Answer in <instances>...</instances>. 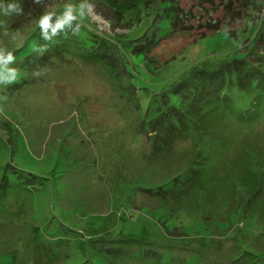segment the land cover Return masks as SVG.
Here are the masks:
<instances>
[{
  "label": "rangeland",
  "instance_id": "rangeland-1",
  "mask_svg": "<svg viewBox=\"0 0 264 264\" xmlns=\"http://www.w3.org/2000/svg\"><path fill=\"white\" fill-rule=\"evenodd\" d=\"M70 1L20 0V15L0 16V47H21L47 7ZM123 1L88 0L85 19L117 42L157 11L166 34L123 54L156 90L249 52L264 17V0ZM34 67L0 86V264H264V116L216 114L164 136L142 122L148 96L120 92L119 54Z\"/></svg>",
  "mask_w": 264,
  "mask_h": 264
},
{
  "label": "trees",
  "instance_id": "trees-1",
  "mask_svg": "<svg viewBox=\"0 0 264 264\" xmlns=\"http://www.w3.org/2000/svg\"><path fill=\"white\" fill-rule=\"evenodd\" d=\"M129 3V8L133 9L140 0ZM161 3L158 2L154 8L159 10ZM54 10L59 14L63 7ZM157 15L156 11L150 16L140 33L131 34L122 40L117 38V42L94 28L85 18L77 33H73V29L77 27V22L73 21L71 25L58 29L55 34L49 28L48 39L35 27L36 21L24 45L8 50L13 51L16 57L13 66L19 71H29L31 67L42 64L43 60L67 52L81 59L102 63L111 62L119 54L126 69L119 87L120 92L129 99L136 97L143 100L144 96H148V105L141 115L142 122L145 127L152 126L164 136L185 131L191 134V129L199 126L202 120L216 114L230 115L232 122L237 121L242 125L260 121L264 116V17L260 19L256 40L247 45L250 46L249 52L204 61L179 80L156 90L155 87L147 88L140 82V76L126 64L123 54L127 46L145 53L166 34L167 27L161 24ZM208 24L215 25L210 20ZM128 60L132 63L131 59ZM180 129L182 131H178ZM201 130L204 129L200 128L199 131ZM173 131L176 133L172 134Z\"/></svg>",
  "mask_w": 264,
  "mask_h": 264
},
{
  "label": "clouds",
  "instance_id": "clouds-1",
  "mask_svg": "<svg viewBox=\"0 0 264 264\" xmlns=\"http://www.w3.org/2000/svg\"><path fill=\"white\" fill-rule=\"evenodd\" d=\"M39 2V0H35ZM93 4L88 0H80L79 3L68 2L63 6V10L59 14L55 11H47L43 13L37 20L35 27H38L41 35L45 39L49 38L48 29L51 28L53 34L58 29H63L64 25H71L73 21L77 22V27L73 29V33H77L81 27V21L93 11ZM23 12L20 0H0V16L12 17L20 15ZM53 17H56L53 20ZM0 29H3V35L8 36L9 32L4 22L0 20ZM17 34L12 33L11 39L15 40ZM16 57L12 50L0 47V86L10 85L19 78L17 69L13 66Z\"/></svg>",
  "mask_w": 264,
  "mask_h": 264
}]
</instances>
